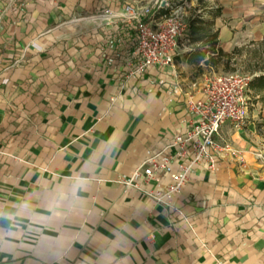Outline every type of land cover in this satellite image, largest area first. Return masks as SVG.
Masks as SVG:
<instances>
[{
  "label": "crops",
  "instance_id": "obj_1",
  "mask_svg": "<svg viewBox=\"0 0 264 264\" xmlns=\"http://www.w3.org/2000/svg\"><path fill=\"white\" fill-rule=\"evenodd\" d=\"M65 3L0 0V264H264V113L223 125L216 170L156 205L125 181L188 128L199 49L133 75L129 5Z\"/></svg>",
  "mask_w": 264,
  "mask_h": 264
},
{
  "label": "built area",
  "instance_id": "obj_2",
  "mask_svg": "<svg viewBox=\"0 0 264 264\" xmlns=\"http://www.w3.org/2000/svg\"><path fill=\"white\" fill-rule=\"evenodd\" d=\"M35 2L39 0H10ZM183 2V0H180ZM162 7H170L164 2ZM171 9V8H170ZM152 8L129 6L124 21L135 31L136 68L131 74L144 76L151 67H168L179 55L180 41L188 32V23L175 11L153 25L146 21ZM254 76L222 73L207 77L199 88L200 96L187 97L192 116L188 128L171 138L164 147L149 156L134 171L126 185L140 191L156 205L171 208L173 200L189 183L197 170L214 172L218 162L230 153V146L219 142L223 125L242 129L248 120V92ZM168 183L163 185V181ZM154 184L156 186L152 187Z\"/></svg>",
  "mask_w": 264,
  "mask_h": 264
},
{
  "label": "rangeland",
  "instance_id": "obj_3",
  "mask_svg": "<svg viewBox=\"0 0 264 264\" xmlns=\"http://www.w3.org/2000/svg\"><path fill=\"white\" fill-rule=\"evenodd\" d=\"M65 5L81 8L83 16H89L91 11L90 6L95 8L100 3L129 5V6H150L155 11V20L152 23L157 25L165 18L158 17L160 5L164 2L169 4L171 13L179 11L184 19L189 22L191 18H198L205 22L211 23L212 33H217L219 46L221 37L227 42V36H237L238 45L228 50L224 44V52L231 55V60L224 59V63L219 66H204L202 71L194 68L182 70L184 74L188 73L193 80L196 89L200 88L204 80L212 75L222 73H238L240 75L254 76L253 82L248 92L249 110L262 114L264 113V85H260V78L264 77V38H260L264 34V0H207L200 3V0H63ZM174 1V3H172ZM240 2V3H239ZM76 5V6H75ZM168 8V7H166ZM233 24H237L233 25ZM225 34H227L225 36ZM262 44V45H261ZM208 40L201 43H193L190 34L180 41L182 50L190 49H207ZM180 57L176 58L172 65L175 69L178 68V62L183 59V52ZM171 67V66H170ZM227 70V71H225Z\"/></svg>",
  "mask_w": 264,
  "mask_h": 264
},
{
  "label": "trees",
  "instance_id": "obj_4",
  "mask_svg": "<svg viewBox=\"0 0 264 264\" xmlns=\"http://www.w3.org/2000/svg\"><path fill=\"white\" fill-rule=\"evenodd\" d=\"M207 0H200V3H203ZM174 3V1L172 2ZM160 13L164 17H168L171 14L170 8L161 9ZM211 23L205 22L198 18H191L188 22V33L190 34L191 40L193 43H201L208 40L209 45L207 49H199L192 56H190L189 62L191 63H200L204 62L206 66L218 67L219 64L224 63V59L231 60V55L225 53L220 47L217 40V33H212ZM262 45V44H261ZM208 57V58H207ZM202 70V67L198 68ZM227 71V70H225ZM260 85H264V77L260 78Z\"/></svg>",
  "mask_w": 264,
  "mask_h": 264
}]
</instances>
